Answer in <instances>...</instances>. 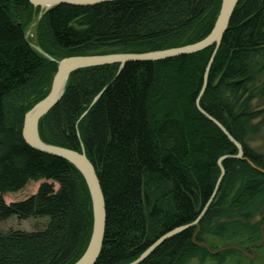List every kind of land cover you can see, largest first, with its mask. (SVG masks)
<instances>
[{"label":"trees","instance_id":"1","mask_svg":"<svg viewBox=\"0 0 264 264\" xmlns=\"http://www.w3.org/2000/svg\"><path fill=\"white\" fill-rule=\"evenodd\" d=\"M221 0H115L47 11L0 0V221L43 217L42 229L0 231V264H73L92 230L86 182L69 162L31 148L24 114L48 93L58 60L74 55L144 53L196 43L210 32ZM37 17L38 53L26 27ZM214 50L152 62L72 72L59 101L38 122L47 144L83 150L104 195L106 225L95 264H128L175 227L139 264L218 263L242 254L208 253L197 243L247 249L264 226V151L250 142L264 128V0H238L208 71L201 109L242 146L243 157L196 107ZM251 164L248 163V161ZM263 171V172H262ZM43 180L21 201L3 195ZM258 218V219H256ZM264 232V230H263Z\"/></svg>","mask_w":264,"mask_h":264},{"label":"water","instance_id":"2","mask_svg":"<svg viewBox=\"0 0 264 264\" xmlns=\"http://www.w3.org/2000/svg\"><path fill=\"white\" fill-rule=\"evenodd\" d=\"M34 7H40L43 11H47L48 9L60 5V4H68L74 6H91L100 4L103 2H110L115 0H27ZM238 0H221L220 8L218 15L213 23V26L208 33V35L202 40L175 48H168L163 50H155L144 53H93L86 55H74L64 57L57 62L56 71L52 77L51 84L48 90V93L39 100L36 104L33 105L25 114L22 123L21 135L24 141L31 148L40 151L44 154L51 155L54 157L61 158L71 165H73L79 173L84 178L90 198L92 203V230L90 234V238L88 244L83 252V254L79 257V259L73 264H95L102 248L104 233H105V225H106V208H105V200L104 195L101 189V185L99 179L96 174L95 167L90 162V160L86 157L83 150L76 151L67 149L64 147L51 145L44 143L38 134V122L39 120L46 114L48 111L56 105V103L61 98L65 84L69 75L82 68H88L93 66H101L108 64H119V69H121L124 64L128 62H152L164 60L171 57L183 56L187 54L196 53L201 51L207 47L213 46L214 50L210 56L209 62L205 68V72L202 79L201 89L196 97L195 104L198 110L203 113L209 120L215 123L220 130L226 135V137L236 146L238 153L235 155V158L243 157V150L240 143H238L224 128L222 124H220L217 120L206 114L201 107L199 106L200 99L205 91L207 86L208 79V71L211 66V63L214 59L215 53L220 46L222 37L227 29L230 18L232 16L233 10L237 4ZM39 53L48 58L49 60L55 61L53 58L49 57L45 54L39 47H34ZM230 156H222L218 160V165L220 168V177L217 180L215 189L212 193L211 198L204 205L200 213L194 222L182 225L173 228L172 230L166 232L162 236H160L156 241H154L141 255H139L134 261L128 264H139L141 263L159 244H161L164 240L169 237L176 235L192 226L196 227V230L193 234V238L199 232V221L201 217L205 214L207 208L209 207L212 199L214 198L219 183L224 175V168L221 165V161ZM248 161V160H247ZM251 164L250 161H248ZM252 165V164H251ZM263 172V171H262ZM264 226L260 228V241L256 244L250 245L247 250L234 244L224 245L220 247H216L215 249H211L207 243L200 242L197 243L200 246L206 248L209 254L216 255L219 252L228 251V250H236L243 255L250 257L248 252L253 253V248H258L261 246L264 239ZM252 257V256H251Z\"/></svg>","mask_w":264,"mask_h":264},{"label":"rangeland","instance_id":"3","mask_svg":"<svg viewBox=\"0 0 264 264\" xmlns=\"http://www.w3.org/2000/svg\"><path fill=\"white\" fill-rule=\"evenodd\" d=\"M40 10L43 11V9L41 8ZM36 24H37V17L34 18L33 21L29 23V25L26 27V30H25L26 38L29 44L33 48L38 47L37 40H36ZM113 50H119V48L118 49L117 48L116 49H113V48L105 49V51H107L106 53H122L121 51L117 52ZM37 52L39 53V51ZM250 145L255 150L263 153L264 151V128L262 129L261 133L250 142ZM42 182L43 180L30 181L25 187H23L22 189L16 192L5 193L3 195V199L5 200L6 203L24 200L28 198L29 196H31L32 194H34ZM46 222H47V219L43 217L20 220L15 216H11L8 219L0 221V231L3 232V231L10 230V229H14V230L18 229V230H25V231L38 230V229L44 228V226L46 225ZM212 241L215 242L216 247L224 246V244H222L221 242H217V240L215 239H212ZM248 253L250 257H247L243 254H240V255L235 254L233 256L227 257V259L222 263H218L217 261L209 258L202 264H264V239L260 247L253 248V253L251 252H248ZM188 264H200V263L197 260H191Z\"/></svg>","mask_w":264,"mask_h":264}]
</instances>
